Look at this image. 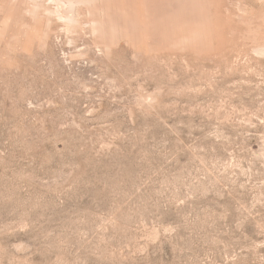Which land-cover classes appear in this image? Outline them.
Listing matches in <instances>:
<instances>
[{"label":"rangeland","instance_id":"1","mask_svg":"<svg viewBox=\"0 0 264 264\" xmlns=\"http://www.w3.org/2000/svg\"><path fill=\"white\" fill-rule=\"evenodd\" d=\"M0 264H264V0H0Z\"/></svg>","mask_w":264,"mask_h":264},{"label":"bare ground","instance_id":"2","mask_svg":"<svg viewBox=\"0 0 264 264\" xmlns=\"http://www.w3.org/2000/svg\"><path fill=\"white\" fill-rule=\"evenodd\" d=\"M59 1V0H58ZM55 2H56V0H55ZM65 4H66V6L72 11V7L74 6V3L71 1H65ZM67 14V13H66ZM72 13L70 12V15H68L69 17H62L65 21H68V20H72L73 19V17H70V16H73V15H71Z\"/></svg>","mask_w":264,"mask_h":264}]
</instances>
